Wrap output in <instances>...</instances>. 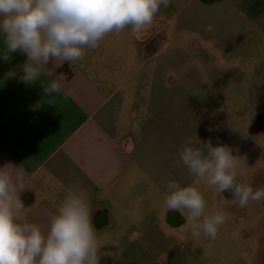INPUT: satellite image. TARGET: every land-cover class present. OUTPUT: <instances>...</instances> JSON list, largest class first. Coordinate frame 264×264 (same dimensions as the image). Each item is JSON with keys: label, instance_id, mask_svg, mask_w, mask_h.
Listing matches in <instances>:
<instances>
[{"label": "crops", "instance_id": "1", "mask_svg": "<svg viewBox=\"0 0 264 264\" xmlns=\"http://www.w3.org/2000/svg\"><path fill=\"white\" fill-rule=\"evenodd\" d=\"M3 40L0 32V52ZM85 51L71 64L50 59L53 76L27 84L26 54L0 58V169L21 177L18 222L47 234L79 188L88 193L100 264L132 261L135 249L165 244L169 233L190 242L188 211L164 203L169 182L206 184L180 161L186 141L245 151L241 181L264 174L248 160L260 141L245 139L264 135V0H171L151 26L110 33ZM221 71L223 100L215 92ZM52 79L61 91L46 96Z\"/></svg>", "mask_w": 264, "mask_h": 264}, {"label": "clouds", "instance_id": "2", "mask_svg": "<svg viewBox=\"0 0 264 264\" xmlns=\"http://www.w3.org/2000/svg\"><path fill=\"white\" fill-rule=\"evenodd\" d=\"M170 3L171 0H0V32L5 47L0 58L7 60L17 51L26 54L21 80L34 83L42 76H53L52 71H46L50 59L69 64L83 60L85 50L96 49L110 33L130 27L135 34L151 26L161 6L167 8ZM61 88L55 79L43 84L46 96L58 94ZM48 103L55 104L54 96ZM179 158L189 174L214 187L226 205L243 208L249 201H264V187L254 190L250 181L238 178L239 159L231 148L223 144L213 147L210 141H186ZM8 167L0 169V264H100L102 246L93 226L86 190H69L45 234L36 224L18 222L24 209L18 190L22 188L21 177L14 178ZM224 192H230L233 198H224ZM167 193V210L180 214L182 209L188 211L186 219L192 221L194 240L201 233L216 239L219 227L227 220L224 212L205 215L204 197L194 186L182 187L172 181Z\"/></svg>", "mask_w": 264, "mask_h": 264}, {"label": "rangeland", "instance_id": "3", "mask_svg": "<svg viewBox=\"0 0 264 264\" xmlns=\"http://www.w3.org/2000/svg\"><path fill=\"white\" fill-rule=\"evenodd\" d=\"M224 76L223 71L219 72V75L217 74L219 84L215 88L217 97L222 100L228 91ZM221 107L224 109V105ZM226 107L229 113L233 112L230 105L225 104ZM244 114L246 118L249 112L246 111ZM238 116L242 117L240 113H238ZM257 134L255 133L249 139L248 137L245 138L249 143L253 139L260 141L258 148L250 147L251 152L248 155V157L250 156L248 160L250 165L254 163L264 171V135ZM243 153L245 151L242 150V152H235L234 155L238 157V154L243 155ZM244 162L245 160L241 162L239 159L240 173L244 170ZM251 186L254 190L264 187V174H261L259 178H255ZM196 188L204 197L205 215L222 211L227 216L226 222L218 229L216 239L205 238L201 233L198 240L192 238L190 242L186 243L179 241L177 236L169 233L167 243L150 245L141 249L137 248L135 249L136 255L134 254L136 259L126 260L123 264H264V204L261 201H249L243 208L238 205L227 206L225 203L220 202L222 201L221 197L214 187L202 183L196 184ZM189 234L191 235V232ZM122 244L117 249L116 254L123 255V251H125L123 248L125 247ZM125 255L126 257H133L132 254Z\"/></svg>", "mask_w": 264, "mask_h": 264}]
</instances>
